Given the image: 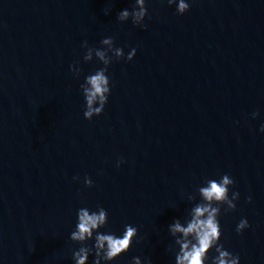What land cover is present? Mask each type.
Listing matches in <instances>:
<instances>
[{
	"label": "water",
	"instance_id": "water-1",
	"mask_svg": "<svg viewBox=\"0 0 264 264\" xmlns=\"http://www.w3.org/2000/svg\"><path fill=\"white\" fill-rule=\"evenodd\" d=\"M133 4L0 0V264H72L83 204L108 211L107 230L138 227L141 243L113 264H174L167 227L190 207L181 193L224 173L240 199L222 211L220 242L240 264H264V0H192L183 16L146 0L144 29L116 20ZM109 36L136 56L113 61L108 104L88 121L79 83L101 65L83 63L81 43Z\"/></svg>",
	"mask_w": 264,
	"mask_h": 264
},
{
	"label": "clouds",
	"instance_id": "clouds-1",
	"mask_svg": "<svg viewBox=\"0 0 264 264\" xmlns=\"http://www.w3.org/2000/svg\"><path fill=\"white\" fill-rule=\"evenodd\" d=\"M165 0H161L164 3ZM192 0H166L168 7L175 8L177 16H183L190 9ZM109 9L104 10L108 15ZM147 16L146 0H134L129 10L122 9L116 16V20L123 24L131 21V24L141 29L146 28ZM115 38L112 36L103 38L99 47L89 46L88 41L81 43L83 49L82 61L87 64L95 61L101 65L92 72L83 76L79 83V91L83 99V118L91 121L94 117L103 114L108 104L113 87L109 75V67L113 61L123 60L131 62L136 56V49L132 48L125 55L124 49L115 47ZM69 72L74 79L79 80L83 74L81 62L76 61L69 65ZM260 113L254 111L252 119H256ZM258 132L264 134V123H261ZM122 159L115 161V167L119 168ZM73 182H78L80 177L73 176ZM85 188H92L94 183L89 176H84ZM234 178L224 173L216 178H206L197 185L193 193H181L182 199L190 207L186 208L182 219H174L167 227V233L171 243L166 251L174 257V264H240L239 254L229 251L222 244V228L220 217L234 212L240 193L235 190ZM79 195V193L77 194ZM198 197V199H197ZM249 196L246 203H251ZM108 211L96 205L95 208L83 204L76 210L75 224L68 239L72 244L79 245L71 254L72 264H113L119 257L126 254L138 239V227L133 224H125L121 233L107 230ZM250 227L246 217H242L235 226V233L241 235ZM130 264H153L150 257L134 256Z\"/></svg>",
	"mask_w": 264,
	"mask_h": 264
}]
</instances>
